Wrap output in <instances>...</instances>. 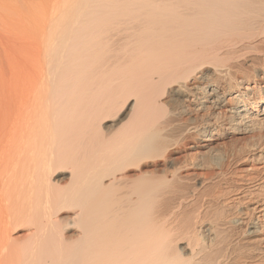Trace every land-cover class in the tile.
<instances>
[{
    "label": "bare ground",
    "instance_id": "6f19581e",
    "mask_svg": "<svg viewBox=\"0 0 264 264\" xmlns=\"http://www.w3.org/2000/svg\"><path fill=\"white\" fill-rule=\"evenodd\" d=\"M0 264H264V0H0Z\"/></svg>",
    "mask_w": 264,
    "mask_h": 264
}]
</instances>
